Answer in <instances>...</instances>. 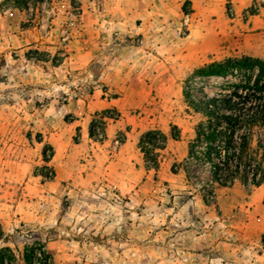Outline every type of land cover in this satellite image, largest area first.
<instances>
[{"label":"rangeland","instance_id":"rangeland-1","mask_svg":"<svg viewBox=\"0 0 264 264\" xmlns=\"http://www.w3.org/2000/svg\"><path fill=\"white\" fill-rule=\"evenodd\" d=\"M241 56L264 58V0H0V249L264 264V186L221 188L189 155L194 101L226 85L197 71Z\"/></svg>","mask_w":264,"mask_h":264},{"label":"trees","instance_id":"trees-1","mask_svg":"<svg viewBox=\"0 0 264 264\" xmlns=\"http://www.w3.org/2000/svg\"><path fill=\"white\" fill-rule=\"evenodd\" d=\"M197 75L223 79L226 85L222 94L204 96L193 103L205 122L199 126L196 140L190 146V158L207 162L212 168L213 183L221 188H232L238 181L246 187L264 186V155L254 152L250 145L254 133L264 130V58H229L200 69ZM90 136H99L94 126ZM152 136L156 137L151 139ZM144 140L147 146L164 151L168 137L161 132L149 133ZM7 238L0 228V243ZM37 246L25 248L24 263L54 264L46 247ZM19 261L9 247L0 249V264Z\"/></svg>","mask_w":264,"mask_h":264},{"label":"crops","instance_id":"crops-1","mask_svg":"<svg viewBox=\"0 0 264 264\" xmlns=\"http://www.w3.org/2000/svg\"><path fill=\"white\" fill-rule=\"evenodd\" d=\"M263 187V186H262ZM262 187H260L259 189H261Z\"/></svg>","mask_w":264,"mask_h":264}]
</instances>
